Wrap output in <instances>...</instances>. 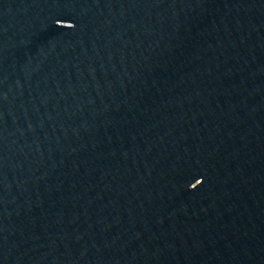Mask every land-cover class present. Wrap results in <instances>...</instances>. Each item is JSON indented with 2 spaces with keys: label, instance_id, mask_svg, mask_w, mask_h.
Instances as JSON below:
<instances>
[{
  "label": "water",
  "instance_id": "water-1",
  "mask_svg": "<svg viewBox=\"0 0 264 264\" xmlns=\"http://www.w3.org/2000/svg\"><path fill=\"white\" fill-rule=\"evenodd\" d=\"M0 264H264V0H0Z\"/></svg>",
  "mask_w": 264,
  "mask_h": 264
}]
</instances>
